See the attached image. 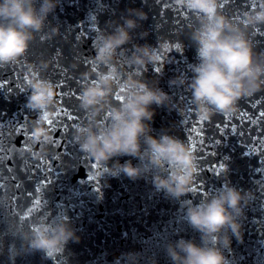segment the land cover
<instances>
[{
    "label": "water",
    "instance_id": "95a60500",
    "mask_svg": "<svg viewBox=\"0 0 264 264\" xmlns=\"http://www.w3.org/2000/svg\"><path fill=\"white\" fill-rule=\"evenodd\" d=\"M259 8L264 0H218V11L241 28L257 52L264 51V24L248 25L247 18ZM128 9L143 10L146 19L130 30L132 39L112 60H96L98 42L123 23ZM197 27L198 18L179 0H59L27 52L0 65V264H129V252L138 254V264H170L164 252L169 240L183 236L199 242L184 218L186 204L223 184L250 193L241 237L224 249L227 264H264V87L240 98L235 110L202 118L187 83H168L176 75L190 78L189 65L197 59L190 35ZM160 41L170 42L160 63L132 62L134 45ZM102 77H111V93L100 104L83 107L79 94ZM130 77L157 80L170 95L168 107L152 105V134L167 132L192 146L198 171L191 191L179 199L157 191L150 175L112 176V161L105 164L79 149L77 130L106 124L112 108L123 102ZM37 78L56 89L44 119L27 103ZM38 126L46 139L33 138ZM114 159L137 163L128 156ZM58 221H68L78 239L49 256L30 251L33 233Z\"/></svg>",
    "mask_w": 264,
    "mask_h": 264
},
{
    "label": "clouds",
    "instance_id": "9594fccd",
    "mask_svg": "<svg viewBox=\"0 0 264 264\" xmlns=\"http://www.w3.org/2000/svg\"><path fill=\"white\" fill-rule=\"evenodd\" d=\"M59 0H0V65L10 64L23 56L33 38L52 14ZM180 5L199 20L190 39L195 45L196 62L189 65L190 78L176 75L169 86L177 83L191 92V100L199 115L211 119L216 113L235 110L237 101L264 87V51L254 50L252 43L238 25L218 11V0H179ZM123 23H115L98 42L94 58L106 63L118 49L132 39L130 30L138 21L146 19L141 9H128ZM248 25L264 24V8L253 10ZM147 33H141L142 36ZM170 42L160 41L133 47L132 62L141 66L158 64L165 58ZM112 90L111 77H102L98 83L83 88L79 99L83 107L98 105ZM56 89L50 80L37 78L31 83L28 106L47 118V108L55 99ZM124 100L114 106L106 124L90 125L77 130L81 152L107 164L112 176L123 173L131 179L151 176L157 191L179 199L191 191L198 169L191 144L167 132L152 134L151 121L155 114L152 105L168 107L170 95L157 80L128 78L123 85ZM32 136L39 141L47 138L43 127H35ZM136 158L123 163L116 157ZM250 193L223 184L217 191L197 203L184 208L187 224L199 234V242L178 236L164 246L170 264H227L224 249L232 238L241 237L240 218ZM75 236L68 221L36 230L28 241L30 251H41L49 256L62 249ZM129 264H138V254L126 253Z\"/></svg>",
    "mask_w": 264,
    "mask_h": 264
},
{
    "label": "snow or ice",
    "instance_id": "6c2138e0",
    "mask_svg": "<svg viewBox=\"0 0 264 264\" xmlns=\"http://www.w3.org/2000/svg\"><path fill=\"white\" fill-rule=\"evenodd\" d=\"M159 69H157V71H158ZM71 116V115H70ZM262 116H264V113H262ZM72 117V116H71ZM73 118V117H72Z\"/></svg>",
    "mask_w": 264,
    "mask_h": 264
}]
</instances>
